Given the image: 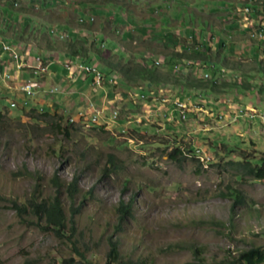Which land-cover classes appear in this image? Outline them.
Listing matches in <instances>:
<instances>
[{
    "label": "rangeland",
    "instance_id": "1",
    "mask_svg": "<svg viewBox=\"0 0 264 264\" xmlns=\"http://www.w3.org/2000/svg\"><path fill=\"white\" fill-rule=\"evenodd\" d=\"M7 1L0 0V65L5 67L0 73V109L5 114L0 128H6L0 130V264H107L111 239L118 242L123 261L147 259L150 264H242L243 252L264 248V180L253 179L231 163L264 157V123L250 118L251 108L264 111V96L258 93L264 71L237 72L256 88L237 86L220 92L178 83L129 82L112 71L115 85L106 81L96 89L92 84L95 92L88 87L84 95L76 96L88 102L85 97L95 94L97 100L89 105L104 109V118L93 122L82 114L74 121L76 112L69 105L64 107L69 110L57 109L76 123L72 141H55L40 131L30 134L26 124L32 120L23 114L16 95L8 92L17 83L6 77V72L14 75L11 54L18 52L27 62L38 55L51 60L45 61L47 73L40 78L47 80L48 88L58 85L49 78L63 73L65 62L96 66L109 74L94 51V42L102 56L131 63L151 54L146 46L156 48L159 53L151 54L152 59L162 62L160 68L170 74L178 73L176 65L181 74L186 67L182 60L160 52H182L186 46L190 52L211 47L213 60L196 64L223 69L226 56L247 69L261 60L260 46L247 36L260 29L256 26L264 13L260 4L251 0H46L49 6L45 7L43 0H15L10 9ZM247 1L253 13L240 15ZM66 32L83 42L88 57L51 50L45 43V37L52 42L68 39L58 38ZM4 44L14 52L3 50ZM216 52L223 53L221 61ZM186 66L191 76H203V70ZM207 71L212 76V70ZM227 75L235 76V71ZM229 76L226 80H231ZM59 97V92L45 96L52 102ZM178 99L187 103L186 117ZM31 105L33 100L26 109ZM89 122L106 126L94 129ZM62 145L64 155L54 153L52 146L58 151ZM177 146L187 159L170 156ZM111 154L119 165L114 173L105 171ZM55 175L61 186L53 182ZM75 176H79L78 192L71 198L67 188ZM233 189L243 193L246 204L236 205L232 197L224 196ZM56 195L70 220L60 232L29 206L31 200L41 202ZM122 202L132 203V214L122 217ZM16 204L23 210L18 211Z\"/></svg>",
    "mask_w": 264,
    "mask_h": 264
},
{
    "label": "trees",
    "instance_id": "2",
    "mask_svg": "<svg viewBox=\"0 0 264 264\" xmlns=\"http://www.w3.org/2000/svg\"><path fill=\"white\" fill-rule=\"evenodd\" d=\"M44 2L42 4L45 5V7H48V3L46 0H43ZM92 1V0H91ZM15 0H8L5 3V6L10 8L14 7L16 4H14ZM90 2V1H89ZM252 3H258L260 4L264 9V2H256L254 0L251 1ZM11 9V8H10ZM256 14L257 12L254 11ZM264 16V13H263ZM88 27L92 25V22H87ZM4 32V31H1ZM5 33V32H4ZM49 39V37H45V43L48 44L50 48L52 49H63L67 53L71 54L72 56H87L89 55V50L83 46V42L76 39L75 34H71L68 39L62 40V41H55L52 42ZM95 45V53H97L102 61L109 69L110 73L112 71H116L118 74L122 75L127 81H150L153 83H178L182 84L189 88L194 89H207L214 92H220L225 91V89L229 88H237V86L244 87L245 89H253L256 88L258 85H254L249 81L241 80L237 72H241L242 74H248L251 71H264V61L258 60L256 62V65L249 66L247 69H245V64H242V62L239 61H231L228 60V58L225 56L223 59L225 68L224 69H216L214 67H205L202 64L200 65H194L196 68L206 71L208 69L212 70V76L205 78L203 74L202 77L198 76H191L190 70L184 64L186 67V72L183 74H170L167 72H164L159 65L155 64L153 59L142 57V61L140 62H124L120 58L114 59L112 56L105 57L102 56L100 47H97L95 42L93 43ZM148 52L155 54L159 53L157 52L156 48H150L149 46H146ZM198 49V48H197ZM189 48L184 49V51L179 52L177 50H169V51H163L160 53H164L170 57H174L177 60L187 59L192 62L198 61H204V60H213L212 59V49L210 46H207L206 49L203 52H198L195 49H193L192 52H188ZM223 54V53H222ZM221 52H216V57L219 61H221ZM257 59V57H255ZM167 64H171V61ZM191 67V66H189ZM178 68V67H177ZM228 71H235V76H229ZM247 71V72H245ZM106 74V73H105ZM106 74V78L108 79V75ZM230 77L231 80H226L227 77ZM225 78V79H224ZM258 93L260 95L264 96V84H261V86L258 88ZM262 96V97H263ZM23 114H25L29 119L32 120V124H26L29 128L27 129L30 134L36 135L37 132L40 131L44 135H48L52 137L55 141H72L73 135L77 131L76 123L74 121H71L69 118H66V116L63 113L60 112H51L49 110H38L36 107H32L30 109H26L24 107ZM5 114L0 109V121L4 118ZM91 124V123H89ZM92 128L104 130L105 125H95L91 124ZM6 128H0L2 130V133L5 132ZM64 143V142H63ZM65 146H61V148L57 151L54 146H52V149L54 153H60L61 156L64 155L63 150ZM196 151V150H191ZM63 153V154H62ZM170 156L176 160L183 161L186 158L184 155V151L181 147L177 146L173 148L172 152L170 153ZM231 163H234L236 165H239L243 168V170L246 171V173L250 174L253 179L256 180H264V157L261 159H258L257 161H244V160H237L232 161ZM119 168V165L115 161V157L111 154L109 157V160L107 162V165L105 167V171L109 172H116ZM53 182L57 186H61V183L59 182L58 175H55L53 177ZM78 183H79V176H75L74 180L68 185V191L69 196L71 198H74L76 193L78 192ZM224 196L226 197H232L233 201L236 205H244L247 203L243 193L237 189H233V191H229L228 193H225ZM33 206L35 211L40 215L41 218H45L47 225H49L52 229L57 230L60 232L61 230H64L67 225L68 221H70L67 218L65 208L63 206V202L61 200L60 195H56L54 198H48L44 199L41 202H38L36 200L29 201V206ZM18 211L23 210V208L16 204L15 205ZM24 209H27L26 206H24ZM132 203L125 204L122 202L119 211L122 214V217L125 215L132 214ZM123 219V218H122ZM71 221H73L71 219ZM110 243V250L107 255V264H150L147 259H141L138 261L129 259L128 261L122 260V255L120 252V247L118 242L111 239L109 241ZM240 262L242 264H261L264 263V248L262 247H253L250 250H247L243 252L240 256Z\"/></svg>",
    "mask_w": 264,
    "mask_h": 264
},
{
    "label": "crops",
    "instance_id": "3",
    "mask_svg": "<svg viewBox=\"0 0 264 264\" xmlns=\"http://www.w3.org/2000/svg\"><path fill=\"white\" fill-rule=\"evenodd\" d=\"M68 25L69 24L67 23L66 26H68ZM211 44H212V42L209 43V45H211ZM182 47H184V45H181V50H183ZM51 50H54V49H51ZM31 61H29V62H31ZM52 66L53 65H51L49 68H51ZM11 67H12V69L15 68V70H13V74L14 75L11 76L10 79L11 80H14V83L15 84L17 83V86L11 87L10 89H8V92L11 93V94H13V95H16L17 100H18L16 102H20L22 104H25L26 105V108H27V107L30 106L31 100H33L34 101V105H31V107H36V108H39V107L40 108L48 107L49 108V111H51V112L53 110L54 111H57V109L58 110L59 109L62 110L64 107H66L67 105H69L71 107L70 109H73V110H75L74 112H76V114L74 115V119H78V116L80 117L83 113L88 114V111L89 112H92L94 108H91L90 107L89 104L92 102L90 100H97V97H96L95 94H93L92 96L87 95L85 97V99L87 98L89 100L88 102H86L84 100L83 101H81V100L79 101V100L76 99V96H78V95H84V90L85 89H88V87L92 88V90L95 92L96 89L102 88L104 86L103 85L102 87H95L96 88L95 89L93 87L94 85L92 86V84H93V81H92L93 80V77H92V75L91 76H88V75L84 76L82 74H77V73H74V72L72 73L71 71H69V70H67L65 68L66 70H64L63 73L62 72H55V73H53L52 77L49 78V79H52L53 82H57L58 85H56V86H59V88H60L59 93H60L61 97L58 98V101L57 102H52V101H49L48 99L45 98V96H47V97L50 96L47 93V91L51 88V87L50 88L46 87L47 86L46 85V81H47L46 80V77L43 79V80H46V81H41L42 84H43V87L40 90L39 95L36 96V98L35 97L34 98H31L30 97L31 98L30 99V98H27L26 97L25 93L22 90L23 82L31 77L30 70L28 68L18 69V67L15 66V64H13V62L11 64ZM4 68L5 67H3L2 65H0V71H1L0 73H1V75H3ZM6 73H8V72H6ZM6 77H7V74H6ZM87 78L88 79L89 78L90 79L92 78L91 84L89 83V85H87L85 83V81L88 80ZM52 87H54V85ZM43 94H44V97L41 98V95H43ZM118 97H119V95L116 94V96H115V98L113 100L116 101V99H118ZM177 101H179V99ZM66 103H68V104H66ZM158 103L160 104L159 101H158ZM67 109L68 108H64L63 110L66 111ZM57 112H59V111H57Z\"/></svg>",
    "mask_w": 264,
    "mask_h": 264
},
{
    "label": "built area",
    "instance_id": "4",
    "mask_svg": "<svg viewBox=\"0 0 264 264\" xmlns=\"http://www.w3.org/2000/svg\"><path fill=\"white\" fill-rule=\"evenodd\" d=\"M51 31H56L55 29L51 30ZM3 50L6 51V47L2 46ZM24 56L18 52V54H11V60L14 64H22V68H28L30 70L31 73V77L27 80H25L23 82L22 85V90L25 93L27 98H30L31 93H38L40 92V90L43 87V84L41 82V79L45 73L47 72H39V65L42 61H51L49 59H40V56H36L35 60L31 61V62H27L24 60ZM159 61L155 62L156 64ZM65 68H67L69 71H71L72 73H77V74H82L84 76L86 75H92L93 80L92 81H98V71H101L100 69H90L87 66H79L78 64L76 65H72L71 62H65ZM7 74V73H6ZM7 77L10 78L11 75L7 74ZM35 78H39V79H35ZM116 79H114L113 76H111L109 78V82L111 83H116L115 82ZM106 81H99V84H105ZM60 88L59 86H54L51 87L47 93L49 95H53L57 92H59ZM28 100V99H27ZM165 100V99H163ZM178 104H187L186 102H182V101H178ZM241 110V108L238 111L234 112L231 114V118H235V116L238 115L239 111ZM104 113V109H96L94 108L92 112H90V114H86L83 113V117H86V120H90L91 118H95V117H102ZM259 115H264V111L261 112L258 109H250V118H256ZM72 121V118H71Z\"/></svg>",
    "mask_w": 264,
    "mask_h": 264
},
{
    "label": "bare ground",
    "instance_id": "5",
    "mask_svg": "<svg viewBox=\"0 0 264 264\" xmlns=\"http://www.w3.org/2000/svg\"><path fill=\"white\" fill-rule=\"evenodd\" d=\"M243 15H249L250 13H252V8H251V6H249L248 4H246L245 3V5H242V9H240L239 10ZM251 15V14H250ZM93 19V18H92ZM245 19H246V17H245ZM254 22V21H253ZM262 26L264 27V21H262ZM260 28L259 29V31L257 30L256 32H250V35L251 36H253V37H258V38H260V39H263L264 40V28ZM52 33H54L55 31H51ZM66 35V36H65ZM68 36V34H62L61 35V38H65V37H67ZM4 47H6V51H9V52H14V50H13V48L11 47V46H9L8 44H4ZM14 54H18V53H14ZM38 56H40V55H38ZM263 56H264V46H263ZM44 58V57H43ZM40 59H42L41 57H40ZM158 60H156V62H157ZM184 62L186 63V64H188V62L189 61H186V60H184ZM161 62H158L157 64H160ZM191 62H189V64H190ZM81 66H87V67H89L90 69H99L98 67H96V66H93V67H91V66H89V65H81ZM17 67H18V69H22V64H17ZM178 66H176V68H177ZM47 70V67H46V62L45 61H42L41 63H40V65H39V72H44V71H46ZM204 77L205 78H208V77H210L209 76V73H208V71L205 73V75H204ZM99 81H106V75L104 74V72H102V71H98V81H93V85H94V87H96V86H98V87H101V86H103L104 84H99ZM32 94V93H31ZM38 94V93H37ZM37 94L35 95V96H33V97H31V98H34V97H36L37 96ZM179 101H180V99H179ZM14 102V101H13ZM17 103V102H16ZM97 103V102H96ZM18 104V103H17ZM177 104H178V102H177ZM15 104H13V106H14ZM179 106H180V108H181V112H182V116L183 117H186V114H185V108H186V106H184V104H178ZM241 109H243L242 107H241ZM244 109H246V108H244ZM248 109V108H247ZM251 109H254V108H251ZM240 112V111H239ZM111 117H113V115L111 116ZM117 115L116 114H114V119L115 120H117ZM97 120H98V117H95ZM257 118H260L262 121H263V123H264V115H259V116H257ZM96 120V121H97ZM91 121H93V122H96V121H94V118H91ZM108 123V122H107ZM106 126V125H105Z\"/></svg>",
    "mask_w": 264,
    "mask_h": 264
},
{
    "label": "clouds",
    "instance_id": "6",
    "mask_svg": "<svg viewBox=\"0 0 264 264\" xmlns=\"http://www.w3.org/2000/svg\"><path fill=\"white\" fill-rule=\"evenodd\" d=\"M252 1V0H251ZM252 3V2H251ZM251 3H249L248 1L246 2V4H248L249 6H251ZM241 7V6H240ZM239 7V8H240ZM264 10V9H263ZM238 12H240V11H238ZM264 12V11H263ZM252 13H253V11H252ZM255 13V12H254ZM240 15H243L241 12L239 13ZM253 16V15H252ZM260 16V15H259ZM93 18V19H92ZM83 21V20H82ZM93 21H94V16H92V17H90V19L88 20V22H92L93 23ZM262 21H264V16L262 15L261 17H260V20L258 21V22H256V26L257 27H259V28H262L263 26H262ZM264 28V27H263ZM53 30V29H52ZM52 33V32H51ZM55 33V32H54ZM67 34H68V37L70 36V34H69V32H66ZM62 35V34H61ZM61 35H60V37H58L59 39H64V38H61ZM248 37H249V39H251V40H253V42L252 43H258V45L260 46V53H258L259 55V57H260V59L262 60V61H264V56H263V46H264V40L263 39H260V38H258V37H253V36H251L250 35V32H249V34L247 35ZM212 39H213V37L209 40V43L210 42H212ZM208 43V44H209ZM101 45H104V47H105V43H102ZM102 47V46H101ZM152 54V53H151ZM151 54H149L148 56H150V57H148V56H143V57H145V58H150V59H152V56H151ZM77 57H81V56H77ZM154 60V59H153ZM184 60H186V61H189V60H187V59H182V61H181V64L182 63H184V64H186L185 62H184ZM180 61V60H179ZM154 62H156V60H154ZM170 62V61H169ZM189 62H191V64H187V65H192V64H195V65H199V63L198 64H196V62H192V61H189ZM197 62H200V61H198L197 60ZM162 63V62H161ZM160 63V64H161ZM156 64V63H155ZM160 64H157V65H160ZM183 64V65H184ZM182 65V66H183ZM176 66H178V65H176ZM175 66V67H176ZM212 66V65H211ZM213 67V66H212ZM214 68H215V66H214ZM178 69H179V66H178V68H177V72L178 73H180L179 71H178ZM224 69V68H223ZM206 71H204V73H205ZM105 74V73H104ZM106 75V74H105ZM89 76H91V75H89ZM109 77H108V79L106 78V81H109V78L112 76V74H110V75H108ZM111 83V82H110ZM111 84H116V83H111ZM36 98V97H35ZM23 106L24 107H26V105L25 104H23ZM70 120H71V118H69ZM82 119V118H81ZM74 121H75V119H74ZM90 123V122H89ZM92 124V123H91ZM96 125V124H95Z\"/></svg>",
    "mask_w": 264,
    "mask_h": 264
}]
</instances>
